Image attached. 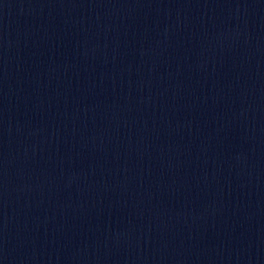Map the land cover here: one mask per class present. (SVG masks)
I'll return each instance as SVG.
<instances>
[{
	"label": "water",
	"instance_id": "95a60500",
	"mask_svg": "<svg viewBox=\"0 0 264 264\" xmlns=\"http://www.w3.org/2000/svg\"><path fill=\"white\" fill-rule=\"evenodd\" d=\"M0 264H264V0H0Z\"/></svg>",
	"mask_w": 264,
	"mask_h": 264
}]
</instances>
